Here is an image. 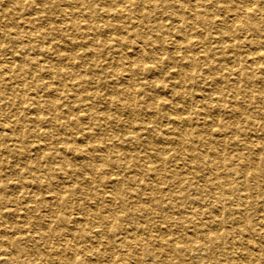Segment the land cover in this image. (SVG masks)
<instances>
[{
  "label": "rangeland",
  "instance_id": "374dc122",
  "mask_svg": "<svg viewBox=\"0 0 264 264\" xmlns=\"http://www.w3.org/2000/svg\"><path fill=\"white\" fill-rule=\"evenodd\" d=\"M263 144L264 0H0V264H264Z\"/></svg>",
  "mask_w": 264,
  "mask_h": 264
},
{
  "label": "bare ground",
  "instance_id": "6f19581e",
  "mask_svg": "<svg viewBox=\"0 0 264 264\" xmlns=\"http://www.w3.org/2000/svg\"><path fill=\"white\" fill-rule=\"evenodd\" d=\"M246 2V1H245ZM244 2V3H245ZM251 3V2H250ZM226 4V3H225ZM182 10L183 8L180 7ZM246 10V9H245ZM193 12V11H192ZM124 16V15H123ZM193 16V14H192ZM164 18V17H163ZM138 19V18H137ZM233 21H231L232 23ZM192 27V26H191ZM187 33V32H186ZM110 36V35H109ZM139 44V43H138ZM140 52V51H139ZM30 55V54H29ZM26 56V55H25ZM27 58V57H26ZM138 58V57H137ZM139 61L144 62L145 65L148 68H151V60L150 57L148 56V54L146 52H142L140 57H139ZM230 59V58H229ZM130 64V63H129ZM127 69V68H126ZM152 73V72H151ZM71 74V73H70ZM206 78V77H205ZM207 81V80H206ZM209 84V83H208ZM216 85V84H214ZM210 86V85H209ZM52 89V88H51ZM68 89V88H67ZM8 90V89H7ZM21 91V90H20ZM54 92V91H53ZM132 90L127 89L126 90V94L129 96L130 98L132 97ZM174 96V95H173ZM134 97V96H133ZM171 97V96H170ZM198 98V97H197ZM37 99V98H36ZM36 102V101H35ZM169 102V101H168ZM34 106V105H33ZM214 108V106H212ZM252 110V109H251ZM174 114V113H173ZM162 123V122H161ZM44 127V126H43ZM129 127V126H128ZM237 127V126H236ZM176 135V134H175ZM254 139V138H253ZM179 140V139H178ZM253 143V142H252ZM262 143V142H261ZM207 145V144H206ZM264 145V144H263ZM225 147V146H224ZM223 151V150H222ZM211 152V151H210ZM53 153V152H52ZM62 154V153H61ZM198 154V153H196ZM224 154V153H223ZM222 154V155H223ZM161 156V155H160ZM191 157V156H190ZM225 157V156H224ZM195 158V157H194ZM232 158V156H231ZM252 158V157H251ZM191 159V158H190ZM224 159V158H223ZM223 162H225V159L223 160ZM231 162V161H230ZM226 163V162H225ZM228 165V164H227ZM224 168H225V164H223ZM227 167V166H226ZM230 170V169H229ZM214 173V172H213ZM137 179V177H136ZM258 182V180H257ZM137 187V186H136ZM147 188V187H146ZM259 189V188H258ZM261 191V190H260ZM242 192V191H241ZM248 192V191H247ZM264 192V191H263ZM217 199V197H216ZM243 201V200H242ZM243 203V202H242ZM157 204V203H156ZM194 205V204H193ZM242 205V204H241ZM210 207V206H209ZM209 209V208H208ZM224 210V209H223ZM194 214V212H193ZM192 214V215H193ZM19 216V215H18ZM190 218V217H189ZM229 218V217H228ZM186 219V218H185ZM192 221V220H191ZM242 224V223H241ZM221 225V224H220ZM165 226V225H164ZM239 226V225H238ZM242 226V225H241ZM161 228V226H160ZM239 228V227H238ZM218 229V228H217ZM132 231V230H131ZM204 231V230H203ZM225 233V232H224ZM187 234V233H186ZM183 237V236H182ZM209 239H205V240H188V239H178L177 242H174L171 239H160L159 240V255L155 256V255H146V256H138L136 254H134L132 251H128L126 254L128 256L131 255V257L133 258L132 261H124L121 264H141V258H145L148 261V264H184L183 263V253L180 252V250H184L186 252V254H192L194 253L196 250L199 252L201 250H206V243L208 242ZM62 241V240H61ZM212 247V246H211ZM146 248V247H145ZM104 249V248H103ZM5 252V250H4ZM13 254V253H12ZM105 254V253H104ZM225 254V253H224ZM11 255V254H10ZM145 255V253H144ZM12 256V255H11ZM203 257H199V258H195V261L190 260L189 264H239V263H235V262H231V259H228L226 257L223 256H217L215 254H205V255H201ZM13 257V256H12ZM15 259V258H14ZM192 259V257H191ZM144 260V259H143ZM246 260H247V255H246ZM94 261V260H93ZM187 261V260H186ZM110 262V261H109ZM115 262V261H114ZM111 264V263H110ZM115 264V263H114ZM241 264H248V262H241Z\"/></svg>",
  "mask_w": 264,
  "mask_h": 264
}]
</instances>
